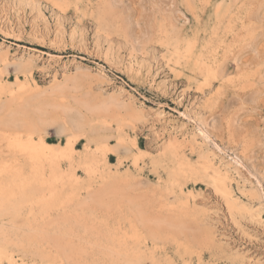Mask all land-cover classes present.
<instances>
[{
	"label": "rangeland",
	"instance_id": "rangeland-1",
	"mask_svg": "<svg viewBox=\"0 0 264 264\" xmlns=\"http://www.w3.org/2000/svg\"><path fill=\"white\" fill-rule=\"evenodd\" d=\"M0 54L15 93L71 76L78 98L110 102L69 148L55 126L43 132L64 149L39 161V189L63 204L41 219L31 197H0V264H118V249L136 264H264V0H0ZM0 161L31 171L5 145ZM112 177L169 220L149 226L157 237L130 225L125 195L124 217L110 198L73 211Z\"/></svg>",
	"mask_w": 264,
	"mask_h": 264
},
{
	"label": "bare ground",
	"instance_id": "bare-ground-1",
	"mask_svg": "<svg viewBox=\"0 0 264 264\" xmlns=\"http://www.w3.org/2000/svg\"><path fill=\"white\" fill-rule=\"evenodd\" d=\"M186 15L185 17H187ZM131 32L132 31H130V33ZM0 62H3L2 66H0V73H2L8 68V63L1 54ZM22 65H25V63L19 62L16 64V67L21 68ZM80 85L79 78L67 76L61 82L51 85L46 90H32L23 84L19 85V91L15 93L13 89L7 88L0 81V149L5 145L7 149H12L20 154L22 153L26 156L28 161L31 162V171L29 173L23 171L22 163L18 166L12 164H0V176L3 177L2 180L10 178L14 183L19 182L16 192L10 188L7 189L2 183H0V197H14L15 195H18L19 197H31L28 201H33V204L38 207L39 213L42 214L41 219L48 213V211H46L48 208H59L63 204H57L52 199V197H61V194H58L59 192L56 189L49 186L47 189H39V184L43 185L45 183L43 173L40 170L41 168L38 166L39 161L46 157L52 158L51 155H49L50 152L53 153L52 151L61 152V150L64 149V146H60L59 149H51L52 145L43 141V132H45L48 127L55 126L59 133L65 134L66 148H69L74 140V135L83 125L82 118L85 114L90 116L91 120L94 121L93 125L99 126L102 123H105L106 119L94 118V116H98L99 113L106 114L110 109V102L108 101L92 100V102L85 98H78L76 92L78 89L80 90ZM3 96H5L4 99ZM191 120H193V118ZM195 121L196 120H194V123ZM196 125L197 124H195V126ZM92 128L93 127H91V129ZM204 130L205 129L202 131L204 132ZM206 135L207 133L205 136ZM35 136L37 138H35ZM98 148L100 147L98 146ZM234 156H236V154ZM68 157L71 159V154H68ZM236 162L237 164L239 163L238 161ZM27 184L34 185L32 188L30 187L27 189L25 188V185ZM47 184L49 185L50 183L47 182ZM123 184H125L124 180L121 181L119 178L112 177L109 178V180L103 181L102 184L95 189L90 187L91 185L88 186L85 192L86 196L81 200L77 199L74 203L73 211L75 212L77 210V208H75L77 205H80V210L78 212H85L86 209L92 210L95 207V204L100 200L103 198H110L107 207L119 212V215L121 214V217H124L125 214L123 213L122 216L123 208L121 207V202H123L121 196L125 195V187H121L124 186ZM35 187L37 189H35ZM45 197H50V199ZM63 197H67V195L63 194ZM126 197L125 207L127 211L125 218L128 219L130 225L134 227L135 231L139 230L140 226L147 231L148 229L150 230L149 226L161 227L165 224L168 225L169 220L166 218H150L147 210L137 197L129 195ZM177 227L179 228V225ZM114 231L115 229L113 232ZM150 232L152 235L156 236L153 231L150 230ZM37 233H39V235H37ZM34 236L41 239L43 236V230H38L35 232ZM110 236L112 237L107 238L110 242L117 240L116 234ZM27 240L30 242L29 238H27ZM173 240L176 243L186 244L185 240L181 238L173 237ZM35 254L42 255L39 251ZM138 257L139 255L136 254H126L125 249H123V251L118 249L114 252V259L120 260L118 264H136Z\"/></svg>",
	"mask_w": 264,
	"mask_h": 264
}]
</instances>
